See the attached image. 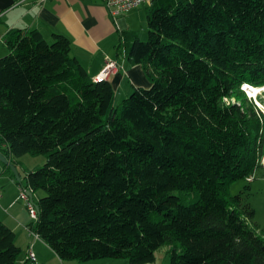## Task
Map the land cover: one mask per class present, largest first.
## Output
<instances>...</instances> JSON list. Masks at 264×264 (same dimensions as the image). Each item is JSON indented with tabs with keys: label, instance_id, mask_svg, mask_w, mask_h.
I'll return each mask as SVG.
<instances>
[{
	"label": "trees",
	"instance_id": "obj_1",
	"mask_svg": "<svg viewBox=\"0 0 264 264\" xmlns=\"http://www.w3.org/2000/svg\"><path fill=\"white\" fill-rule=\"evenodd\" d=\"M146 24L119 46L150 84L117 106L67 36L5 34L0 151L45 157L28 226L62 260L148 264L165 247L170 264H264L254 210L229 192L263 169L264 115L241 85L264 86V0H153ZM20 251L0 220V264H30Z\"/></svg>",
	"mask_w": 264,
	"mask_h": 264
},
{
	"label": "crops",
	"instance_id": "obj_2",
	"mask_svg": "<svg viewBox=\"0 0 264 264\" xmlns=\"http://www.w3.org/2000/svg\"><path fill=\"white\" fill-rule=\"evenodd\" d=\"M125 26L123 16L119 15L115 21L101 0H14V4L0 12V54L7 52L4 36L10 29H37L48 41L53 33L63 34L70 39V53L93 79L106 60L116 62L117 69L107 80L114 93L121 90L124 97L133 86H148L149 82L142 66L133 64L126 56L125 45L123 50L119 46L120 30ZM24 158L27 157L12 159L20 180L0 162V220L15 232V243L21 250L19 262L28 261L31 244L35 257L30 264H112L105 258L85 262L62 260L41 238L35 239L29 234L30 219L24 201L17 199V195L19 188L26 184L27 172L45 159L35 157L36 164L30 165L25 164Z\"/></svg>",
	"mask_w": 264,
	"mask_h": 264
},
{
	"label": "rangeland",
	"instance_id": "obj_3",
	"mask_svg": "<svg viewBox=\"0 0 264 264\" xmlns=\"http://www.w3.org/2000/svg\"><path fill=\"white\" fill-rule=\"evenodd\" d=\"M149 7V4H142L136 8L128 10L121 15L126 21V26L121 30L131 31L136 33L142 40L147 38V24H146V11ZM123 50V44L120 45ZM6 53V50L0 54L3 56ZM146 78L148 79L144 69H142ZM149 81V79H148ZM150 82H148L149 85ZM262 90L256 96L252 93L245 92L246 96L250 98L253 103L259 108V105L264 107V86H261ZM260 87V88H261ZM254 88H256L254 86ZM258 88V87H257ZM132 91V88L129 89V94ZM126 95V94H125ZM123 98V91L119 90L114 93L113 96V105L117 106ZM259 104V105H258ZM25 164L34 165L37 162L35 157H42L41 159H45L43 155H24ZM262 163V168L256 170L254 178L249 182L244 179L236 180L230 183L229 192L231 195L238 194L242 192V195L250 206L254 210V218L253 222L259 227L261 231H264V154L260 159ZM43 163L45 161H42ZM41 163V165L43 164ZM43 194L42 190H37L33 193V199L37 200ZM18 196V195H17ZM21 200L20 198H17ZM109 261H112V264H129L128 260L125 258H105ZM75 261V260H73ZM90 263V262H89ZM84 264V263H82ZM148 264H170L169 257L167 256V250L165 247L158 249L155 253V261L153 263Z\"/></svg>",
	"mask_w": 264,
	"mask_h": 264
},
{
	"label": "built area",
	"instance_id": "obj_4",
	"mask_svg": "<svg viewBox=\"0 0 264 264\" xmlns=\"http://www.w3.org/2000/svg\"><path fill=\"white\" fill-rule=\"evenodd\" d=\"M17 2H21L22 0H16ZM104 4V6L107 8L109 14L117 20V17L121 15L122 13L132 9L136 8L142 4H151L153 0H101ZM117 69L116 62L113 60H106L104 67L100 71V73L94 78V80H100V79H107L114 71ZM241 89L244 90L245 92H248V90H252V86L243 83L241 85ZM259 105V104H258ZM260 111L264 115V107L259 105ZM253 175H250L246 178L247 181H251L253 179ZM26 190H28L26 187H20L18 191V196L17 198H20L21 200L24 201L28 217L30 221H35L37 219V210L33 204L32 201H30ZM29 234L35 238V239H40V237L35 234L29 226L27 227ZM34 252L31 248V244L29 245L28 252H27V259L28 261L34 260Z\"/></svg>",
	"mask_w": 264,
	"mask_h": 264
},
{
	"label": "water",
	"instance_id": "obj_5",
	"mask_svg": "<svg viewBox=\"0 0 264 264\" xmlns=\"http://www.w3.org/2000/svg\"><path fill=\"white\" fill-rule=\"evenodd\" d=\"M12 4H14V0H0V12L9 8ZM0 162L3 164V165H6L9 167L10 171L13 173L14 177L17 179V180H20L19 178V175H18V171H17V168H16V165L14 164L13 161H11L10 159H8L1 151H0ZM264 166V164H263ZM26 193L30 199V201L33 202L36 210H38V205L34 203L33 201V196H32V192L28 189L26 190Z\"/></svg>",
	"mask_w": 264,
	"mask_h": 264
},
{
	"label": "bare ground",
	"instance_id": "obj_6",
	"mask_svg": "<svg viewBox=\"0 0 264 264\" xmlns=\"http://www.w3.org/2000/svg\"><path fill=\"white\" fill-rule=\"evenodd\" d=\"M252 90H248V92L250 91V93H252L253 95H257V94H259L260 93V91L262 90V87L260 88V87H256V88H254L253 86H252Z\"/></svg>",
	"mask_w": 264,
	"mask_h": 264
}]
</instances>
